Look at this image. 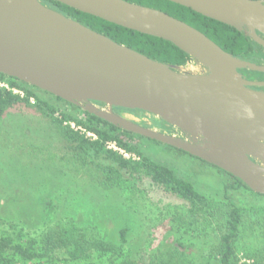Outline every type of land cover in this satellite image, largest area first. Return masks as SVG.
<instances>
[{
  "label": "water",
  "instance_id": "obj_1",
  "mask_svg": "<svg viewBox=\"0 0 264 264\" xmlns=\"http://www.w3.org/2000/svg\"><path fill=\"white\" fill-rule=\"evenodd\" d=\"M173 42L190 71L121 44L41 0H0V72L78 105L128 131L197 156L264 194V91L239 71L264 66L224 50L166 11L128 0H57ZM245 32L264 47V0H171ZM93 101L103 102L106 109ZM142 109L184 137L128 119Z\"/></svg>",
  "mask_w": 264,
  "mask_h": 264
},
{
  "label": "rangeland",
  "instance_id": "obj_2",
  "mask_svg": "<svg viewBox=\"0 0 264 264\" xmlns=\"http://www.w3.org/2000/svg\"><path fill=\"white\" fill-rule=\"evenodd\" d=\"M185 69L198 71L200 67L191 61ZM0 83L24 96L25 90L13 87L8 79ZM32 89L67 113H81L67 101L42 89ZM32 102L35 103V98ZM96 105L106 109V105ZM120 115L138 123L153 122L150 113ZM71 125L76 128L74 123ZM150 128L161 131L157 127ZM163 132L184 137L176 127ZM137 142L146 155L175 168L209 198L226 201L230 197L246 210L237 242L238 258L240 263L254 264L264 246V227L253 211L264 207V195L244 187L227 189L233 182L228 172L179 148L146 138H138ZM108 147L114 148L111 144ZM123 153L131 157L130 153ZM107 164L109 161L104 157L80 154L70 148L61 129L37 107L15 105L8 108L0 118V232L24 242L39 237L52 225L67 226L72 221L83 226L89 234L104 236L108 228L117 225L113 214L118 213L120 220L126 218L131 227L126 254H139L149 262L162 258L173 264H193L208 258L219 242L220 219L193 222L189 203L174 191L158 187L144 173L111 179ZM47 202L53 208L48 218L43 211ZM102 220L106 221L103 228ZM180 241L185 245L184 253L177 246ZM52 256V261L48 262L43 258L18 260L15 264H116L120 260L119 255L99 256L95 252L89 259L75 260L65 250Z\"/></svg>",
  "mask_w": 264,
  "mask_h": 264
},
{
  "label": "trees",
  "instance_id": "obj_3",
  "mask_svg": "<svg viewBox=\"0 0 264 264\" xmlns=\"http://www.w3.org/2000/svg\"><path fill=\"white\" fill-rule=\"evenodd\" d=\"M41 1L61 13L82 22L88 27L107 35L116 42L127 45L158 61L174 66H185L193 61L191 55L164 38L118 25L101 17L80 11L57 0ZM128 1L166 11L170 15L201 30L224 50L237 57L251 60L258 55V50L264 48L245 32L239 31L229 24L205 16L190 7L174 1ZM6 79L10 81L13 87L18 86L23 88L25 93L22 96L20 93H15L13 89L2 87L0 84V118L8 108L15 105L37 107L61 129L69 147L74 151L80 154L85 153L97 157L101 156L108 160L109 164H107L106 168L111 179L115 177L122 178L125 174L134 176L144 173L158 187L174 191L180 198L186 200L190 205V215L194 219L193 222L208 218L213 220L220 219L221 233L219 242L213 246L208 258L204 260L199 259L193 264H243L239 262L237 242L242 225L244 224L246 210L235 203L230 197L226 201H214L207 195L201 193L188 178L180 176L175 168L158 162L146 155L137 142V139L146 138L159 143L163 142L123 129L96 114L81 110L80 106L75 104L73 105L81 113H67L55 104L39 97L32 89L35 86L0 72V82ZM55 97L65 101L60 97ZM32 98H35V103L32 102ZM93 102L101 106L105 105L103 102ZM113 108L116 113H118L117 111L119 109L130 111L136 115L146 114V111L142 109H128L117 106ZM58 112L60 114H57ZM152 118V124L143 121L140 124L146 127H157L162 132L171 131L175 128L160 117L153 115ZM65 121H67V124H65ZM71 123H74L76 128L72 127ZM89 133L92 135H89ZM109 144H115L117 147L123 149L124 152L130 153L131 157L127 158L120 150L108 147ZM184 152L188 153L187 151ZM230 176L233 182L227 185V189L244 187L254 192L242 179L233 174H230ZM256 194L264 195L260 193ZM52 210L53 208L50 202L44 204L43 211L47 218L50 217ZM253 212L255 213L253 214L254 216L256 214L259 216L258 220L264 227V207L258 210L254 209ZM113 216L117 219V225L113 229L108 228L104 236H101L99 233H96L99 235L89 234L83 226L72 221L67 223V226L61 224L58 226L52 225L43 231L39 237L28 238L24 241L25 243L21 239L16 240L12 235L0 232V264H15L18 260H37L43 258H46L48 262L49 260L52 261L53 254L61 250H65L70 255V258L75 260L89 259V256L95 252L99 256L105 254L119 255L120 260L116 264H173L165 262L162 258L152 259L149 262L144 260L139 254L134 253L135 256L130 253L126 254L131 227L126 218L123 217V220H120L118 213L116 215L113 214ZM105 222L102 220L100 223L102 228ZM19 235H22V233ZM177 246L181 252H185L183 242H178ZM71 259H66V261H71ZM254 264H264V246L258 252Z\"/></svg>",
  "mask_w": 264,
  "mask_h": 264
},
{
  "label": "flooded vegetation",
  "instance_id": "obj_4",
  "mask_svg": "<svg viewBox=\"0 0 264 264\" xmlns=\"http://www.w3.org/2000/svg\"><path fill=\"white\" fill-rule=\"evenodd\" d=\"M259 34L262 37H264L263 33L259 32ZM248 61H251V62L256 63L258 65L264 66V48H261V50H258V55L256 57L252 58L251 60L249 59ZM239 71L242 73V75L247 80L253 82V84L249 85L251 88L264 91V71L254 70V69H249V68H240ZM113 110H114V108H113ZM117 112L119 114H123L125 112H130V111L118 109ZM146 113H148V112H146Z\"/></svg>",
  "mask_w": 264,
  "mask_h": 264
},
{
  "label": "built area",
  "instance_id": "obj_5",
  "mask_svg": "<svg viewBox=\"0 0 264 264\" xmlns=\"http://www.w3.org/2000/svg\"><path fill=\"white\" fill-rule=\"evenodd\" d=\"M1 85H2V83H0ZM15 91H17V90H15ZM114 148H116V149H119L120 151H123L124 152V150L123 149H121V148H119V147H117L115 144H111ZM125 154H127L128 155V153H125Z\"/></svg>",
  "mask_w": 264,
  "mask_h": 264
}]
</instances>
